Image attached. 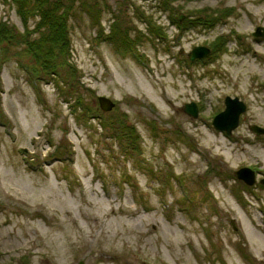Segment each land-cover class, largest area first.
<instances>
[{
  "label": "rangeland",
  "instance_id": "obj_1",
  "mask_svg": "<svg viewBox=\"0 0 264 264\" xmlns=\"http://www.w3.org/2000/svg\"><path fill=\"white\" fill-rule=\"evenodd\" d=\"M70 4L52 73L48 28L0 0V264H264V0Z\"/></svg>",
  "mask_w": 264,
  "mask_h": 264
},
{
  "label": "trees",
  "instance_id": "obj_2",
  "mask_svg": "<svg viewBox=\"0 0 264 264\" xmlns=\"http://www.w3.org/2000/svg\"><path fill=\"white\" fill-rule=\"evenodd\" d=\"M19 4V11H23L22 15L25 19L28 15H34V18L39 19L37 24L38 29H47L48 34H44L42 40L37 44L36 59L40 64H44L45 68L53 69L52 73H56L57 64H55L56 50L64 51L68 44V20L72 10V4L79 0H56L53 4L51 0H16ZM170 1H185V0H166V4ZM69 3V5H66ZM21 14V12H20ZM202 20H197L194 23H200ZM193 23V22H191ZM184 25V24H183ZM151 31V27H148ZM157 29V27H156ZM159 30H162L159 27ZM157 31V30H155ZM152 32V31H151ZM114 41L123 46L122 48L133 50V41L130 34L126 30H121L115 25ZM61 53V52H60ZM65 55V54H64ZM42 60L43 62H40ZM47 64V65H46ZM54 75V74H53Z\"/></svg>",
  "mask_w": 264,
  "mask_h": 264
},
{
  "label": "water",
  "instance_id": "obj_3",
  "mask_svg": "<svg viewBox=\"0 0 264 264\" xmlns=\"http://www.w3.org/2000/svg\"><path fill=\"white\" fill-rule=\"evenodd\" d=\"M180 20H183V17H181ZM256 31L257 32L254 34L255 37H264V28L258 27ZM210 53L211 50L207 47H195L189 58L191 61H196L204 59ZM98 102L104 112H109L116 106L114 102L104 97L99 98ZM225 104L226 110L215 117L213 124L217 130L226 132L227 135H231L232 132L239 126L240 117L244 112H246L247 107L244 103L240 102L238 98L232 99L231 97L226 99ZM184 111L195 119L199 114L198 107L194 103L186 104ZM252 130L258 134H264V129L257 126L252 127ZM235 175L239 180L244 181L249 186H253L256 183L255 172L248 168H243L237 171ZM261 183L264 184V179Z\"/></svg>",
  "mask_w": 264,
  "mask_h": 264
}]
</instances>
